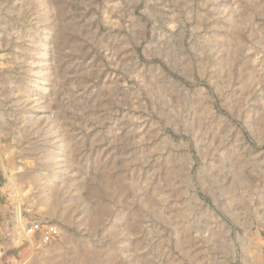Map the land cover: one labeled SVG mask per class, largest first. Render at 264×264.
<instances>
[{"label": "rangeland", "instance_id": "rangeland-1", "mask_svg": "<svg viewBox=\"0 0 264 264\" xmlns=\"http://www.w3.org/2000/svg\"><path fill=\"white\" fill-rule=\"evenodd\" d=\"M0 159V264H264V0H0Z\"/></svg>", "mask_w": 264, "mask_h": 264}, {"label": "built area", "instance_id": "built-area-1", "mask_svg": "<svg viewBox=\"0 0 264 264\" xmlns=\"http://www.w3.org/2000/svg\"><path fill=\"white\" fill-rule=\"evenodd\" d=\"M37 231L40 232V241L42 242H49L55 239L59 234L56 225L54 224L42 225L40 222L31 223L30 225H27L23 230L25 234H29V235L34 234Z\"/></svg>", "mask_w": 264, "mask_h": 264}, {"label": "crops", "instance_id": "crops-1", "mask_svg": "<svg viewBox=\"0 0 264 264\" xmlns=\"http://www.w3.org/2000/svg\"><path fill=\"white\" fill-rule=\"evenodd\" d=\"M2 178H4V177L0 175V216H1V214H4V212H3L4 204L2 201H3V198L5 197V193L2 190L3 189V179ZM3 249L5 250L6 248L4 247Z\"/></svg>", "mask_w": 264, "mask_h": 264}]
</instances>
